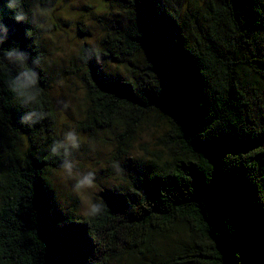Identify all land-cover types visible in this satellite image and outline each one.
<instances>
[{"label": "trees", "instance_id": "obj_1", "mask_svg": "<svg viewBox=\"0 0 264 264\" xmlns=\"http://www.w3.org/2000/svg\"><path fill=\"white\" fill-rule=\"evenodd\" d=\"M31 0H25L28 11ZM102 57L127 67L105 79L98 58L79 54L89 109L85 132H115L120 183L103 193L101 217L55 211L47 176L55 110L38 28L5 10L0 44V264H113L159 254L158 240L186 228L190 243L160 264H264V0H119ZM18 45L39 73L41 122L6 86ZM143 57L139 67L129 64ZM40 64H32L35 58ZM160 130L155 145L136 139ZM112 160V161H113Z\"/></svg>", "mask_w": 264, "mask_h": 264}, {"label": "rangeland", "instance_id": "obj_2", "mask_svg": "<svg viewBox=\"0 0 264 264\" xmlns=\"http://www.w3.org/2000/svg\"><path fill=\"white\" fill-rule=\"evenodd\" d=\"M30 21L38 28V43L44 53L43 68L48 76V90L55 110V139L69 127L76 128L82 137L81 149L74 153L82 170L94 168L98 178L107 185L99 191V198L108 188L113 189L120 183L122 173L114 174L109 167L115 150V132H85L81 125L86 118L89 102L80 77L77 75L78 58L84 46H95L100 54L99 67L105 79L127 78L130 73L126 66L118 65L102 57L103 38L106 29L119 25L123 14L119 0H31L29 6ZM33 13L35 14L33 18ZM143 57L138 56L129 64L139 67ZM67 104V107H65ZM160 130L145 129L138 135L134 157H141L143 144L153 147ZM53 141L46 143L49 147ZM125 160L121 161L122 165ZM49 188L55 196V211L66 213L69 210L79 217L82 206L87 200V193L71 191V181L64 178L57 165L50 168L47 176ZM190 243L186 228L179 227L170 237L158 240L159 254L133 255L113 264H160L161 257L168 256L179 247Z\"/></svg>", "mask_w": 264, "mask_h": 264}, {"label": "clouds", "instance_id": "obj_3", "mask_svg": "<svg viewBox=\"0 0 264 264\" xmlns=\"http://www.w3.org/2000/svg\"><path fill=\"white\" fill-rule=\"evenodd\" d=\"M25 0H0V44H3L8 35V26L4 23L5 10L11 14V19L16 23H25L29 21V12L24 7ZM35 14L33 13V18ZM86 55L88 58H98V49L91 46ZM3 59L9 65L16 68L14 74H11L6 80V86L9 91L18 100L21 108L25 110L19 117L21 124L33 126L44 120L48 113L39 105L38 102V80L39 73L29 64V54L18 45L3 50ZM32 64L39 65L40 58L37 57L31 61ZM67 107V104H65ZM82 137L80 132L69 127L62 132V135L53 140L48 147L51 156L60 158V169L66 180L71 181V191L77 194L87 193V200L82 206V214L88 217H101L106 211L105 202L99 198V191L107 185L98 178L97 171L94 168L82 170L79 162L74 158V153L81 149ZM109 167L114 174L124 172L120 160L115 159L110 162ZM111 190V188H108Z\"/></svg>", "mask_w": 264, "mask_h": 264}]
</instances>
